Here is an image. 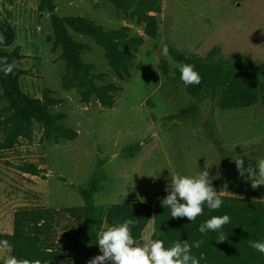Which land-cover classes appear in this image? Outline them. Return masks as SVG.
Returning <instances> with one entry per match:
<instances>
[{
  "label": "rangeland",
  "instance_id": "obj_1",
  "mask_svg": "<svg viewBox=\"0 0 264 264\" xmlns=\"http://www.w3.org/2000/svg\"><path fill=\"white\" fill-rule=\"evenodd\" d=\"M54 3L59 17L81 16L105 31L127 27L130 37L141 36L144 43L137 49L130 78L120 82L108 67L104 51L90 38L70 32L76 42L88 46L81 58L103 77L96 84L121 89L111 109L95 99L82 103L76 84L63 87L61 49L53 45L50 18L39 13L38 0H0V25L14 30L12 48L22 56L15 64L25 72L19 80L21 91L31 99H41L48 92L59 101L50 111L64 114L63 125L78 134L74 141L55 143L34 124L29 139H19L14 148L0 151V233L11 232L13 215L20 209L82 207L77 189L85 188L96 174L105 177L102 191L94 196L101 213L99 233L107 229L103 217L109 207L153 202L166 191L171 175L194 176L205 168L221 195H255L264 202V185L253 189L234 161L242 157L247 168L264 158L262 106L221 111L216 100L189 97L174 77L177 64L162 55L165 44L202 57L219 49L222 59L239 54L264 65V0H160L162 13L153 15L156 39L144 36L143 26L106 0ZM161 63L167 67V76L161 75ZM6 107L0 101V121L8 114ZM3 137L0 126V142ZM23 165H33L40 174L22 173L18 167ZM58 223L72 225L65 214ZM152 225L150 220L141 241L150 239ZM7 256L9 249L0 248V264Z\"/></svg>",
  "mask_w": 264,
  "mask_h": 264
},
{
  "label": "trees",
  "instance_id": "obj_2",
  "mask_svg": "<svg viewBox=\"0 0 264 264\" xmlns=\"http://www.w3.org/2000/svg\"><path fill=\"white\" fill-rule=\"evenodd\" d=\"M117 11L143 26L144 36L156 39L158 26L156 17L162 13L160 0H106ZM54 0H38L39 13H47L50 18L54 47H60V60L64 64L63 87L73 82L80 91L81 102L89 103L95 99L103 108L111 109L115 94L121 89L113 84L97 85L103 77L93 73V65L83 62L81 55L88 46L76 42L70 32L93 40L104 51L108 67L123 82L130 78V68L136 59L137 49L143 45L141 36L130 37L129 29L105 31L101 26L81 16L59 17L55 14ZM15 40L14 30L6 24L0 25V101L6 104L8 112L0 121L4 137L0 151H7L19 139H29L34 124L41 127L44 138H52L55 143L61 140L74 141L78 134L63 125L65 115L52 113L51 107L59 104L44 92L41 99H31L21 89L19 80L25 72L15 64L22 59L20 52L12 48ZM168 56L178 65L192 64L201 76L198 85L185 86L180 80L178 68L174 77L184 87L186 94L194 99L206 98L217 101L219 110L229 111L247 109L256 104L264 112V65H256L250 58L235 54L222 59L219 49L211 50L205 56L186 54L168 48ZM162 76L168 75L167 67L160 64ZM213 137V132H209ZM19 170L31 176L40 172L33 165H23ZM103 175H94L85 188L77 189L83 202L80 208L55 211L33 208L16 211L12 219L10 233H0V240H8L11 247L9 256L27 260L29 264H49L62 260L79 259L85 264L102 255L98 247L101 213L94 205V196L102 191ZM218 192V191H217ZM168 195L164 191L153 202L115 204L109 207L103 217L106 227L135 220L131 228L135 239L142 238L143 231L152 220L150 239L163 240L165 247L176 241H187L194 245L202 240L199 248L192 247L191 253L197 258L204 254L200 264H264V254L249 246L248 241L264 242V202L255 195L237 198L219 195L223 200L218 210L204 206L203 215L193 222L185 218H172L169 208L161 204ZM183 202V201H181ZM65 214L72 225L59 226V216ZM228 215L230 223L221 231L227 239L217 242L219 233L209 231L206 235L198 231L199 225L212 216ZM58 229L61 231L58 236ZM3 264V262L1 263Z\"/></svg>",
  "mask_w": 264,
  "mask_h": 264
},
{
  "label": "clouds",
  "instance_id": "obj_3",
  "mask_svg": "<svg viewBox=\"0 0 264 264\" xmlns=\"http://www.w3.org/2000/svg\"><path fill=\"white\" fill-rule=\"evenodd\" d=\"M168 46L162 47V55L168 56ZM180 72V80L185 86L198 85L201 76L195 70L194 65L180 63L177 65ZM236 168L241 177L250 180L253 189L264 185V158L259 159L255 167H244L242 157L234 160ZM258 170V171H257ZM170 184L166 187L168 195L162 199L164 208L170 209L172 218H187L193 222L197 217L203 215L204 206L209 210H218L223 200L219 192L215 190L210 179L209 171L205 168L194 176L171 175ZM183 201V202H181ZM135 220L127 219L122 223L107 227L98 234V247L102 255L91 258L87 264H200L204 259L201 253L197 258L191 253L193 246L199 248L202 240L196 241L194 245L185 241H176L170 247H165L163 240L149 239L137 240L133 237L131 228ZM230 223L228 215L212 216L199 225L198 231L207 234L209 231L218 232L217 242H224L227 237L221 231L222 227ZM249 246L264 254V242L248 241ZM11 245L8 240H0V248L8 249ZM3 264H29L27 260H20L15 256H7ZM39 264V262H35Z\"/></svg>",
  "mask_w": 264,
  "mask_h": 264
},
{
  "label": "crops",
  "instance_id": "obj_4",
  "mask_svg": "<svg viewBox=\"0 0 264 264\" xmlns=\"http://www.w3.org/2000/svg\"><path fill=\"white\" fill-rule=\"evenodd\" d=\"M104 230H106V229H104ZM104 230H102V231H104ZM10 233V232H9ZM151 233H152V230H151ZM150 233V234H151ZM99 252H100V249H99ZM101 253V252H100ZM72 260H74V261H77V260H79V259H72ZM57 262H59V261H57ZM57 262H52V263H49V264H57ZM82 263L81 264H85L83 261H81Z\"/></svg>",
  "mask_w": 264,
  "mask_h": 264
},
{
  "label": "water",
  "instance_id": "obj_5",
  "mask_svg": "<svg viewBox=\"0 0 264 264\" xmlns=\"http://www.w3.org/2000/svg\"><path fill=\"white\" fill-rule=\"evenodd\" d=\"M216 191H218V190H216Z\"/></svg>",
  "mask_w": 264,
  "mask_h": 264
}]
</instances>
